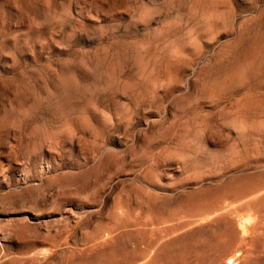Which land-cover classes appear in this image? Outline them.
<instances>
[{
  "label": "rangeland",
  "instance_id": "1",
  "mask_svg": "<svg viewBox=\"0 0 264 264\" xmlns=\"http://www.w3.org/2000/svg\"><path fill=\"white\" fill-rule=\"evenodd\" d=\"M0 264H264V0H0Z\"/></svg>",
  "mask_w": 264,
  "mask_h": 264
}]
</instances>
